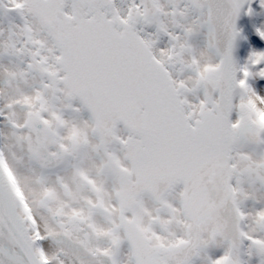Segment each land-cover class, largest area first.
I'll return each mask as SVG.
<instances>
[{"label":"snow or ice","instance_id":"snow-or-ice-1","mask_svg":"<svg viewBox=\"0 0 264 264\" xmlns=\"http://www.w3.org/2000/svg\"><path fill=\"white\" fill-rule=\"evenodd\" d=\"M0 264H264V0H0Z\"/></svg>","mask_w":264,"mask_h":264}]
</instances>
